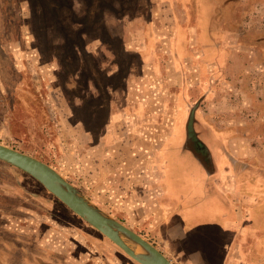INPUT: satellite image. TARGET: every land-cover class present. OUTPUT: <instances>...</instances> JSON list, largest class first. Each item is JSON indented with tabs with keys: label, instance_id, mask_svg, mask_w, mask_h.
<instances>
[{
	"label": "rangeland",
	"instance_id": "374dc122",
	"mask_svg": "<svg viewBox=\"0 0 264 264\" xmlns=\"http://www.w3.org/2000/svg\"><path fill=\"white\" fill-rule=\"evenodd\" d=\"M188 37L191 52L180 47ZM219 45L227 82L217 86ZM251 60L264 64V0H0V144L48 163L169 253L163 227L153 225L158 193L127 194L161 178L191 240L209 244L221 226L211 206L224 203L214 189L223 156L239 146L251 149L246 162L253 148L264 152V71L233 79V66ZM127 83L133 111L123 114ZM110 142L126 145L110 156ZM0 264L140 263L0 160Z\"/></svg>",
	"mask_w": 264,
	"mask_h": 264
},
{
	"label": "crops",
	"instance_id": "0c3cea01",
	"mask_svg": "<svg viewBox=\"0 0 264 264\" xmlns=\"http://www.w3.org/2000/svg\"><path fill=\"white\" fill-rule=\"evenodd\" d=\"M189 14L190 12L188 15ZM181 28L186 33V30H190L192 27L186 28V26H183ZM116 34L121 35V32H116ZM203 39L205 40V38ZM190 40L191 38L188 37L187 44H185V41L183 42V46L179 44L185 52L192 47V43L189 42ZM123 45L125 52L130 51L127 43H123ZM221 47L222 46L219 48L215 47V51L218 50V52H221ZM134 50L140 52L144 49L139 47ZM174 50H176V48H174ZM221 61L224 62L223 60ZM158 62L157 67L162 65L159 60ZM186 62L187 61L185 60L184 65H186ZM260 62L261 61L251 60L248 61L247 65L239 62L233 66V69L238 72V74L233 75H235V77L239 80L244 77H247L248 79L254 78L256 69L262 68L259 70L264 71V64L261 65ZM220 63L221 62L216 61L215 67L222 66L224 68V66ZM193 65L196 64L194 63ZM207 66L208 65L206 64L204 69H201L198 66L199 74L201 75H199V77H201L200 82H204L202 77L205 74L208 75ZM173 67H175V62ZM245 68L247 69V73L244 72ZM174 75L175 74L173 73V76ZM168 78H170V74L168 75ZM129 94L130 91H128L127 83L126 103L120 111L123 114L124 112L131 113L133 111L131 108L129 109ZM186 96L188 97L187 88L185 90L184 98ZM115 112L117 111H115V108L111 106V121H113L116 115ZM238 113L239 112L233 111V114ZM175 143L176 142H173V144ZM231 143L233 146V143L235 142ZM237 143L240 144V142ZM125 145L126 144L124 142H110L106 145V149H110L111 156L113 148L115 149L118 146L122 148V146ZM219 147L220 148L216 151L220 154L223 147ZM253 149L252 155L255 156L253 160H249L247 162L243 159L250 157V153H252L249 146H247L245 150L240 146L238 148L235 147V149H233L232 157L223 156L225 155L223 152V162L221 166L223 171L221 174L219 173L215 176L214 189L215 194L218 197H221L224 203L211 206L213 212L217 213L216 222L221 224V226L217 231L218 236L215 240H209L207 242L209 244L197 241L196 239L191 240L190 233H193L194 230L190 231L184 227V215L180 214V211L182 210L170 203L168 187L167 190H163L160 186L161 178H157V182L155 181L156 187L142 186L139 190L138 188H132L133 190L130 192L131 188L130 186H127V189H129L127 194L158 193L156 202L157 210L159 211V219L157 223H155V219L153 225L163 227V236L165 238L164 242H166V249H168L170 254L167 253L165 248L162 246L155 245L154 241L152 244L161 250L175 264H264V240H260V232H262V238H264V222L261 221V218L264 217V152L260 149V146ZM172 155L173 154H171V158ZM115 156H117V154ZM116 158L118 162L123 160L122 156H120L121 160H119L118 156ZM227 158H230V160H227ZM257 163H260V165L258 166ZM230 166L234 169H231ZM110 179L112 178L110 177ZM209 180L210 179L207 178L206 181L209 182ZM230 180H232V183H226ZM112 187L109 186L110 189H112ZM119 191H123L122 188H120ZM256 211H259L260 214V218L259 216L257 217L258 219H256V216L254 215V212ZM258 241L260 242L259 246Z\"/></svg>",
	"mask_w": 264,
	"mask_h": 264
},
{
	"label": "water",
	"instance_id": "95a60500",
	"mask_svg": "<svg viewBox=\"0 0 264 264\" xmlns=\"http://www.w3.org/2000/svg\"><path fill=\"white\" fill-rule=\"evenodd\" d=\"M0 160L33 176L67 207L109 238L136 262L175 264L149 240L92 202L48 163L3 144H0Z\"/></svg>",
	"mask_w": 264,
	"mask_h": 264
},
{
	"label": "flooded vegetation",
	"instance_id": "af4514ba",
	"mask_svg": "<svg viewBox=\"0 0 264 264\" xmlns=\"http://www.w3.org/2000/svg\"><path fill=\"white\" fill-rule=\"evenodd\" d=\"M241 32V33H240ZM239 33H240V35L241 36H243V35H245V31H242V30H240L239 31ZM246 36V35H245ZM205 50H206V48H205ZM187 51H189V52H191V47H190V49L189 50H187ZM186 51V52H187ZM217 52L215 53V55H216V58L219 60V62L221 61V60H223L222 58H224V57H226V53H224V52H226V50H224V49H221V52H218V50H216ZM211 53H208L207 52V54L205 53V56H207V55H210ZM188 56V55H187ZM188 59H190V60H192V57H191V54H189V58H187V62H186V65L185 66H189V64H188ZM221 59V60H220ZM201 61H199L197 64H198V66L201 68V69H204V66L206 65V63H205V61H202V59H200ZM224 61V60H223ZM194 62V61H193ZM192 62V63H193ZM194 64V63H193ZM205 64V65H204ZM220 64H222V65H224V62H222V63H220ZM187 68V67H186ZM247 72V71H246ZM207 74H208V72H207ZM238 74V72H236V75ZM204 76H207L206 74L204 75ZM217 76H219V77H217V80H216V82H215V84L218 86V84H220V83H225V82H227V79H224L225 78V73H224V68L221 66V67H218V70H217ZM234 76V80H236L237 79V77H235V75H233ZM201 78V77H200ZM241 79H247V77H244V78H241ZM205 80H207V78L205 79ZM204 80V82H205V84L207 85L208 83H207V81H205ZM226 80V81H225ZM236 81H240L239 79H237ZM188 82V81H187ZM186 88H187V91H188V96H190L189 94H190V92H189V89H188V86H186ZM205 94H206V92H205ZM210 96H205V97H203L205 100L206 99H208ZM195 112H196V109H191L190 110V114H189V119H191L190 121H189V126L191 127H193L192 129H194L195 130V127H194V125L196 124V115H195ZM193 120V121H192ZM198 138V137H197ZM199 139V138H198Z\"/></svg>",
	"mask_w": 264,
	"mask_h": 264
}]
</instances>
